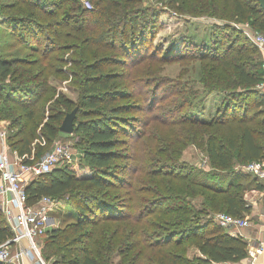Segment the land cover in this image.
<instances>
[{"label":"trees","instance_id":"trees-1","mask_svg":"<svg viewBox=\"0 0 264 264\" xmlns=\"http://www.w3.org/2000/svg\"><path fill=\"white\" fill-rule=\"evenodd\" d=\"M122 1L92 0L94 4L88 10L80 0L2 3L5 15L0 25L16 38L11 44L28 51L22 58L13 59L0 53V121L8 122L9 149L19 156L34 151L35 158H39L49 150L47 143L62 134L59 126L65 114L78 106L72 133L78 137V161L64 163L25 187L27 205L33 206L48 196L57 207L65 203L74 212V221L47 229L42 238L43 254L46 259L55 255L52 264H111L115 255L126 264L239 263L248 255L247 243L218 225L215 216L226 213L243 218L249 212L244 194L254 180L239 167L264 160V90L259 89L264 70L253 56L256 48L247 43L237 45L240 31L223 26L237 36L221 52L217 33L222 26L212 25L210 44L188 40L180 53L174 48L150 51L153 33L158 29L157 10L148 6L135 10L136 0H125V6ZM161 2L179 16L236 18L264 34V11L256 0ZM219 5H223L222 13H218ZM117 8L120 11L114 12ZM79 32L84 44L66 42ZM100 47L109 54L93 58V48ZM66 50L79 51L80 55L82 50L91 53L87 58L73 57L75 70L70 73V86L78 91L77 102L51 83H60L59 78L66 74L60 66L65 63L63 55H54ZM153 56L162 64L182 59L204 61L197 77L208 93L206 102L215 103L213 113L199 116L202 111L196 103L184 99L178 108L165 106L164 112L146 122L150 125L160 118L163 124L173 123L177 119L172 120V115L180 116L177 125L182 132L166 145L167 153L162 155L167 159L162 167L157 164L162 160L157 157L158 149L154 151L143 143L146 132L137 133L133 117L145 107L148 111L158 110L160 86L153 84L151 77H136L135 70ZM173 92L179 95L182 90ZM26 128H31L32 137L26 134ZM126 137L133 141L129 154ZM137 138L141 140L134 142ZM33 139L37 140V150ZM42 140L44 145L39 143ZM188 144L203 149L211 170L194 172L178 158L182 146ZM122 145L124 148H120ZM142 156L148 159L145 168L152 167L149 174L154 178V199H144L140 204V189L132 187L122 174L144 173L138 160ZM181 169L185 172H178ZM126 219L133 222H128L123 232ZM146 224L145 229H139ZM10 235L0 212V244ZM189 242L198 253L195 261L186 257L184 243ZM136 247L140 248L132 255ZM47 250L52 253L47 254Z\"/></svg>","mask_w":264,"mask_h":264},{"label":"rangeland","instance_id":"rangeland-1","mask_svg":"<svg viewBox=\"0 0 264 264\" xmlns=\"http://www.w3.org/2000/svg\"><path fill=\"white\" fill-rule=\"evenodd\" d=\"M13 2V0H0V19L3 18L5 15L3 13L2 3H10ZM94 2V0H93ZM92 0H80V4L85 9H91L92 4H94ZM126 3L125 0L122 1V4L124 5ZM125 6V5H124ZM155 8L157 10L156 15V23H157V32L153 33L154 38L152 39V45H150V51L153 50L158 51L160 50H166L168 51L170 48H174L177 52H182L185 49V45H188V40H193L196 43H203L207 42L208 44L211 43L212 36L209 35L211 32V26L219 25L222 27H219L218 35L220 38V42L222 44V51L223 52L226 47L230 45V40L232 38H235L237 34L228 27L223 26H230L233 28H236L240 31V36L238 37V43L237 45H240L242 43H247L256 48L255 55L253 53V56H255V60L257 62H261V67L264 70V51L260 48L258 43L254 40V32L250 29V27L246 26V23H241L238 19H223L219 18V16H210L206 14H200L198 16H190V15H177L173 10L165 7L164 3L161 2V0H136V4L134 5L135 10L137 8L141 7H147ZM125 8V7H124ZM131 8V7H130ZM223 5H219L218 13H222ZM126 9V8H125ZM129 9V8H128ZM127 9V10H128ZM10 10L16 11V9L11 8ZM120 9L117 8L114 10V12H119ZM21 13V12H17ZM2 15V16H1ZM4 29V30H3ZM6 27H2L0 25V53L3 54L6 57H11L12 59L14 57H21L28 54V51L25 49H20V47L16 46V44L13 45V43L16 41V38L10 35V31L6 29ZM67 28H64V33L66 32ZM72 34V33H71ZM72 37L66 38V42L68 44L74 43L80 45L81 41L84 44V36L79 32L78 35L75 34L71 35ZM65 39V38H64ZM10 42H13L12 44ZM11 44V45H9ZM189 47V46H188ZM193 50L194 48H190ZM95 55L93 58H100L103 55L109 54V51L106 50L103 47L100 48H93ZM93 50L91 52H93ZM79 51L73 50H66L63 52H55V54L63 55L65 63H61L60 66L65 71V76L61 75L59 78L60 83L56 81H52L51 83L56 86L57 91L62 92L67 97L73 99L75 102H77L78 99V91L74 89L72 86H70V82L72 80V77L70 73L72 70H75L72 62L73 57L75 59L80 58H87L88 54L85 50L81 51V55L78 53ZM196 52V50H195ZM161 53H158L160 56ZM154 55V53H153ZM89 57V56H88ZM156 56H153L149 60L142 61V63L138 65V68L135 69L136 77H140L142 74L144 77H151L153 78L154 82L153 84H158L160 86L158 90V96H157V104L156 108L157 111H148L147 107L139 113V115H134L133 117L136 119V126H138L137 133H144L146 132V140L143 142L146 145H148V148L156 151L158 149L159 153L157 154V157H161L162 160L157 162L159 167H162V164L166 162V159L162 154L167 153L166 145L170 141H176V138L179 136V133L182 132L180 129V126L177 125V123H180V116L179 115H172L171 119L174 118L177 119L172 122H168L167 124H163L162 121L159 119L155 120V123L146 125V122L149 119H152L154 115L160 114V112H164L163 108L165 106H169L170 108H173L174 106L178 108V104L184 99H192L195 107L202 111V113L199 114V116H208L207 114L213 113L215 103L212 101L206 102L204 98L207 97L208 93L205 91V87L202 86L201 82L199 81V77H197V73L199 72L200 65H202V62L204 61H198V60H178L173 63H167L162 64L161 62H158V59ZM186 60V61H185ZM105 68L113 69V70H120V67H113V66H107ZM69 76V77H68ZM61 78H63L61 80ZM66 78V79H65ZM264 83V82H263ZM178 84V85H177ZM261 90H264V84L259 86ZM180 89L182 90L181 94H173L174 90ZM170 93L169 97H167L166 94ZM183 93V94H182ZM172 94V95H171ZM166 97V98H165ZM148 102V100H147ZM40 106L42 102L40 101ZM44 103V100H43ZM213 109V111H212ZM184 110V109H183ZM183 110L181 112H183ZM169 115V113H167ZM130 116H132L130 114ZM170 116V115H169ZM140 124V126H139ZM169 124V125H168ZM27 129V128H26ZM39 129V128H38ZM36 130V132L38 131ZM26 134L29 137H32L33 134L31 132V128L27 129ZM125 137V134L122 135ZM141 138V136H140ZM77 135L72 134H64L58 136V138L55 141L47 143L48 149L50 150L52 146L55 144H68L71 146V150L73 152V159L71 160L72 163H76L78 161V157L80 154L79 148L76 147L75 140H77ZM35 143L33 148L37 150V140L33 139ZM134 142L137 140H141L139 138L133 139ZM125 147L127 149V152L129 154L130 152V143L131 141L130 137H126ZM145 145V148H146ZM175 145V143H174ZM124 145L120 146V148H124ZM146 153L147 148L144 149ZM142 150V151H144ZM178 158L181 159V161L188 164L191 168H194V172L196 170L200 171H209L211 168L208 165V162L206 161V154L203 151V149L200 147H197L193 144H188L182 146V153ZM140 164H143L144 168L146 167L147 160L146 157L142 156L138 158ZM167 162H170L167 160ZM151 168H145L144 173L137 172H126L124 175V178L133 184L132 187H137L140 189L141 193L137 194V200L140 204L144 202L146 199H154V194L151 193V188L154 184L153 180L154 178L149 173L151 172ZM144 170V169H143ZM178 172L182 173L185 172V170L181 169ZM160 178V177H156ZM166 179V176L162 177ZM250 178H252L250 176ZM157 180V179H155ZM156 198V197H155ZM145 199V200H144ZM142 201V202H141ZM62 205H59L55 208V210L50 214L52 217L49 221L50 225L52 227H60L64 226L66 224H69L70 222L74 221V212L69 209V206H66L65 203H60ZM59 208V209H58ZM126 219L122 224L123 226V232H125L126 227L128 228L129 223L133 222L130 219ZM7 223V221H6ZM147 226L142 225L139 227L140 230L145 229ZM51 227V228H52ZM154 229V228H153ZM123 234V233H122ZM140 235V234H139ZM39 242V251L40 255L42 257L43 263L38 262L36 259H29V256L32 254L29 252V256H27V260H25L26 264H52V262L55 260V255H50L52 253L51 250H47V254L50 255L49 259H46L43 252H44V241L43 239L38 240ZM24 247H27V244H24ZM184 246H186V257L190 258L192 261H195L198 253L193 247V245L189 243H184ZM140 247H136L135 250L131 251V254L137 252ZM12 250V249H11ZM133 252V253H132ZM111 264H126L125 261L122 263L120 261V257L115 255V257L112 258Z\"/></svg>","mask_w":264,"mask_h":264},{"label":"built area","instance_id":"built-area-1","mask_svg":"<svg viewBox=\"0 0 264 264\" xmlns=\"http://www.w3.org/2000/svg\"><path fill=\"white\" fill-rule=\"evenodd\" d=\"M246 26L249 27L248 24ZM252 31L255 33V42L264 51V34ZM6 134V128L0 129V212L7 221L11 235L0 244V263L26 264L29 252L32 253L29 259L43 263L38 240H41L47 229L52 227L49 224L52 218L50 214L57 207V203L50 197L43 196L35 205L29 206L25 187L33 179L70 162L73 159V152L68 144H55L39 158H35L34 151L30 155L19 156L7 146ZM39 143L44 145L45 141ZM239 169L245 174L264 179V160L249 162ZM215 221L232 235L235 230L250 225L247 218H237L226 213L216 214ZM23 243L27 244V247H24ZM260 251L262 246L258 247V252ZM252 256L253 258L246 264H256L254 255Z\"/></svg>","mask_w":264,"mask_h":264},{"label":"crops","instance_id":"crops-1","mask_svg":"<svg viewBox=\"0 0 264 264\" xmlns=\"http://www.w3.org/2000/svg\"><path fill=\"white\" fill-rule=\"evenodd\" d=\"M7 125V121H0V129L6 128ZM252 179L254 182L244 194L249 206V212L244 217L249 220L250 225L235 230L233 235L240 236L247 243L248 255L240 263H248L254 255L256 264H264V179L256 177ZM259 246H262L260 252H258Z\"/></svg>","mask_w":264,"mask_h":264},{"label":"water","instance_id":"water-1","mask_svg":"<svg viewBox=\"0 0 264 264\" xmlns=\"http://www.w3.org/2000/svg\"><path fill=\"white\" fill-rule=\"evenodd\" d=\"M261 7V9L264 11V0H256ZM78 106H75L70 112L66 113L60 126L59 131L64 134H72L74 130V119L76 116V110Z\"/></svg>","mask_w":264,"mask_h":264}]
</instances>
